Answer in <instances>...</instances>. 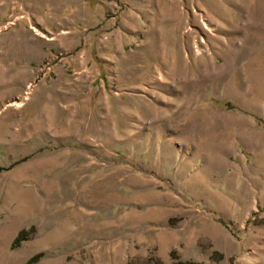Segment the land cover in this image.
I'll use <instances>...</instances> for the list:
<instances>
[{"label":"rangeland","instance_id":"1","mask_svg":"<svg viewBox=\"0 0 264 264\" xmlns=\"http://www.w3.org/2000/svg\"><path fill=\"white\" fill-rule=\"evenodd\" d=\"M0 264H264V0H0Z\"/></svg>","mask_w":264,"mask_h":264},{"label":"trees","instance_id":"2","mask_svg":"<svg viewBox=\"0 0 264 264\" xmlns=\"http://www.w3.org/2000/svg\"><path fill=\"white\" fill-rule=\"evenodd\" d=\"M22 234H24V232H21L20 235H22ZM17 238H18V237H17ZM17 238L14 240V242H13L14 244L18 243V239H17ZM12 245H13V244H12Z\"/></svg>","mask_w":264,"mask_h":264}]
</instances>
